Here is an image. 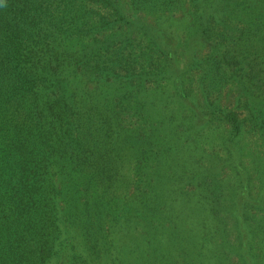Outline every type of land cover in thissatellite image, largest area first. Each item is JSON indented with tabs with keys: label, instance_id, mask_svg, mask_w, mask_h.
<instances>
[{
	"label": "trees",
	"instance_id": "1",
	"mask_svg": "<svg viewBox=\"0 0 264 264\" xmlns=\"http://www.w3.org/2000/svg\"><path fill=\"white\" fill-rule=\"evenodd\" d=\"M110 1L115 8L116 3L120 8L124 0L121 3ZM12 2L0 0V15L6 14L5 7H10ZM258 10L264 14V9L259 7ZM25 11L18 13L20 18L15 25L19 26L21 35L29 33L46 46L45 54L37 59L39 73L47 69L49 74L39 75L43 82L39 92L45 98L40 101L41 107L12 110L8 103L0 102V264H47L53 256L58 261L65 257L62 264H120L123 249L132 242L137 252L152 257L154 264H229L225 257H237L238 264H264V197H258L254 190L244 193L245 196L236 195L235 191L206 190L204 197L201 194L190 201L185 195L187 189L181 193L178 189L183 176L175 177L172 185L161 182V179L169 181L171 178L166 162L176 159L168 157L171 147L165 148L163 144L173 141V149L181 143L183 135L172 134L168 139L150 116V108L153 111L154 108L148 94L155 91L157 95V90L167 86L168 81L161 75H165V70L159 67L136 73L126 69L120 76L132 77L131 84L123 80L120 92L104 95L101 88L91 87L93 81L84 80L115 73L108 69L103 53L114 48L115 38L66 35L63 22L56 29L42 18L27 24L29 10ZM9 12L17 17L15 9ZM116 14L123 17L121 9ZM243 15L239 12L230 16L244 22ZM217 17L200 21L195 12L196 27L202 34L206 30L211 32L218 39L217 47L221 37L224 38L218 28L226 25L229 41L224 47L227 54L224 56L227 58L217 57L218 64L232 67L234 72L235 63L228 58L238 63H247L249 59L251 73L240 78L247 95H241V99L245 100L248 110L240 120L235 113H228L225 122L230 126L229 133L225 123L218 121L222 115L217 113V116L209 107L200 110L197 120L203 126L211 121L220 122L225 131L218 127L217 137L232 146L233 140L249 129H253L254 134L264 135V112H259L260 108L251 103L254 95L248 94L253 91L250 90L252 85L257 87L262 83L264 86V22L258 20V28L253 30L240 26L234 31L225 23L224 16ZM20 23L26 24L21 27ZM14 28L12 25L11 35L17 34ZM147 29L149 39L156 40L161 46L158 49L164 52V65L166 62V67L172 69L156 30L151 26ZM29 57L34 58L31 53ZM254 68L261 73H253ZM173 75L177 78L174 69ZM36 79L32 75L30 82ZM1 91L4 93L5 89ZM2 105L12 112L3 114ZM15 117L17 123L22 121L17 131L24 134L19 139V133L18 141L16 138L11 142L7 122ZM3 140L7 142L3 144L5 147ZM202 147L198 144L199 151ZM232 148L238 155L239 151ZM239 158L225 169L232 172L235 167L240 172L237 179L246 190L249 185L252 187L250 171L253 167L242 165ZM259 163L260 160L256 164ZM211 174L203 178L209 179ZM170 187L179 194L178 200L165 197L169 200L165 205L162 196L154 207L147 206L146 198L153 194L155 199L162 194V189ZM138 202L151 211L157 208L160 212L168 211V222H153L155 227L146 233L144 225H131L130 217L121 216L118 209ZM115 242L121 250L118 257H114ZM146 245L149 253L143 251ZM74 246L76 249L70 252L69 248ZM140 260L148 264L147 260ZM125 262L132 264L133 260L128 258Z\"/></svg>",
	"mask_w": 264,
	"mask_h": 264
},
{
	"label": "rangeland",
	"instance_id": "2",
	"mask_svg": "<svg viewBox=\"0 0 264 264\" xmlns=\"http://www.w3.org/2000/svg\"><path fill=\"white\" fill-rule=\"evenodd\" d=\"M121 1L119 0V3ZM201 1L124 0L121 3L123 5L120 4V8L117 3L115 8L113 1L111 4L110 0H13L10 7H5L6 14L0 15V102L8 103L12 110H31L41 107L40 101L45 99L44 95L39 92V87L43 85L39 75L49 74V71L46 69L39 73L37 57L44 55L47 48L35 36H31L29 33L23 35L24 32H22V36L18 32L19 26L15 24L18 22L17 18H20L18 17L20 11L25 13V9L29 10L28 14L26 13V20L29 17L27 24L36 22L37 18H42L57 29L59 23L63 22L64 28L67 30L66 35L74 33L89 39L93 35L103 39L113 37L116 45L103 53L105 62L108 63V69L113 70L115 76L107 74L108 76L104 75L98 78L89 77L84 81L90 79L93 81L90 84L91 87L101 88L104 95H111L123 89V80L128 82L131 80L132 77L120 76L125 73L126 69L136 73L152 71L159 67L165 70V75H161L168 81L167 86L157 90V95H154L155 91L148 94L154 108V111L150 108V116L168 139L173 137L172 134L183 135L181 143L174 145L173 149L171 146L173 141L163 144L165 148L171 147L168 157L176 159L170 158L171 160L166 162V169L170 171L171 178L169 181L160 178L161 182L171 184L173 180L176 181L175 177L183 176L178 184V189H180V193L183 189H187L185 195L190 201H195L201 194L204 197L206 190H211L214 193L235 191L236 195L243 196H245L244 193L250 194V191L254 190L258 197H264V148L262 144L264 135L254 134L251 131L253 129L238 135L232 143L235 150L239 151L237 155L230 143L217 137L218 127L223 128L220 126V122L212 123L211 121L203 126L197 120L200 110H207L208 107L210 110H215V114L222 115L221 119H216V121L225 123L227 129L230 126L227 125L225 119L229 112L235 113L237 120L244 118L248 108L245 100L241 99V95L245 97L246 94L240 84V78L243 79L242 75L251 73L249 59H247V63L244 61L238 63L236 59L228 58L235 63L232 65L236 68L234 72L231 71L232 67L218 64L216 59L222 55L225 57L224 47L229 41L227 40L229 34L225 33L226 25L218 28L225 39L219 36L222 41L215 47L218 39L207 30L202 34V31L196 27L195 19V12L200 21H206L211 16L212 20L218 19L217 16L221 15L225 17L228 27L234 31L240 26L248 28L246 30H253L258 28L261 21L264 22L263 11L258 10L259 7L264 9V0H261L260 3L257 0H203L204 3ZM14 9L17 11L16 18L12 17V13L9 12ZM119 9H121L123 17L117 16L116 13ZM239 12L244 14V22H239L230 16ZM24 24L26 23H20L21 27ZM12 25L15 26L13 31L17 33L16 35H11L9 32L12 31ZM148 26L156 30L159 40L163 43L162 48L168 52L166 61L170 62L173 66L172 69L168 65L166 67V62L164 65V52L158 49L161 48L160 44L154 39H149ZM30 30L35 32V29L30 28ZM29 53L34 56L32 60ZM25 57H27V63ZM173 69L177 78H174ZM185 69H187L186 73H184ZM253 73L258 75L261 71L254 68ZM32 75L33 79H37L30 82ZM155 76V74H151L153 79L156 78ZM29 82L30 88L27 89ZM251 87L250 90L253 91L248 92V94L254 95L251 103L260 108L259 112H264L263 84L259 83L257 87L255 85ZM2 88L5 89L4 93L1 91ZM106 92L108 93L106 94ZM184 92L185 95H183ZM141 93L142 91L140 95ZM2 109L3 114L12 112L4 105H2ZM129 117L134 118L131 115ZM16 118H11L10 123L7 122L8 137L11 142H14L16 138L18 141L19 133V139L24 134L19 129L17 131V126L19 127L22 121L18 122L20 123L18 125ZM258 119H261V115H258ZM3 120L6 119L3 117ZM222 130L225 131V129ZM6 143L3 140L2 146L5 147L3 144ZM198 144L203 145L201 151L198 149ZM241 151L243 152L241 153ZM237 158L242 165L253 167V170L250 171L252 187L249 185L246 190L241 181L237 179L240 172L235 167L232 172L225 169L227 164H232ZM259 160L260 163L256 164ZM256 166H258V170L255 169ZM209 173H212L209 179H204V175ZM213 174L216 175L213 176ZM188 181L191 182L188 183ZM162 196H164V202L167 205L169 200H178L179 194L172 192L171 187L162 189V194H158L156 197L158 199H153V194L146 198L147 206L154 207L157 202H161ZM140 204L139 202L133 206L125 204L118 209V213L121 216H129L131 225L133 223L137 227L140 224L144 225V233L155 227L153 222L157 224L168 222V211L160 212L158 208V211H151L144 204ZM115 219L117 218L115 217ZM114 244L116 245L114 257H118L121 250L120 247H117L119 245L117 242ZM74 249H76L75 246L69 248V251L72 252ZM147 250H149L148 245L143 251L148 252ZM150 254L153 255V253ZM205 254L204 252L203 255ZM144 255L137 252L134 242H132L123 249L120 255V264H128L125 262L128 258L133 260L132 264H144L140 259L144 262L147 260L148 264H154L152 257H144ZM225 259L229 264L239 263L237 257H225ZM64 260L65 257H61L58 261L57 257L53 256L47 264H62L65 262Z\"/></svg>",
	"mask_w": 264,
	"mask_h": 264
}]
</instances>
